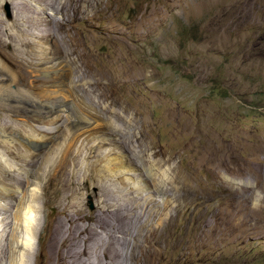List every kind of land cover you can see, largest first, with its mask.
Returning <instances> with one entry per match:
<instances>
[{"label": "rangeland", "instance_id": "obj_1", "mask_svg": "<svg viewBox=\"0 0 264 264\" xmlns=\"http://www.w3.org/2000/svg\"><path fill=\"white\" fill-rule=\"evenodd\" d=\"M22 1L31 10L35 8L32 0ZM60 1L48 0L55 7L47 12L60 25L54 30L63 38L66 52L78 57L88 70L71 65L72 90L52 91L72 97L76 110L97 121L102 131L97 138H70L67 143L64 138L69 137L70 116L61 108L42 122L1 110V141L12 137L11 145L24 148V153L10 155L0 146V164L5 171L10 168L6 178L13 176L9 188L20 195L30 186L36 187L40 195L35 213L40 229L32 251H36L39 233L55 216L60 200L66 202L53 198L54 202L46 204L42 198L46 180L37 174H48L52 164L69 150L70 159L79 166L82 190L74 199L84 203L87 213L106 203L135 220L153 207V199L163 202L170 198L172 208L166 214H171L172 221L156 245V260L149 264H264V0H101L106 11L101 14L97 13L98 2L92 1L83 4L85 14L77 24H71L72 19L66 24L68 17L55 15L53 9ZM0 6V18L9 23L20 12L10 2L3 1ZM31 10L28 21L35 17ZM153 15L154 20L150 19ZM63 56L62 61L68 60ZM46 58L43 62L49 63L45 66H39L40 59L34 60L33 69L53 66L55 59ZM1 78L6 75L1 73ZM31 93L42 100L54 95L43 87ZM57 126L61 130L56 144L48 148L52 136L38 129ZM31 153L39 155L34 168L27 164L32 159L24 157ZM107 161H120L121 178L128 180L125 188L103 182L106 190L92 179L85 186L83 176L91 175L90 166ZM154 164L158 165L156 179L146 173ZM167 173L173 183L164 186L168 190L157 191L159 177ZM22 201V195L10 193L0 199L4 245L16 228L14 215ZM157 214L158 210L154 216ZM134 225L131 223L133 232L139 228ZM118 227L116 234L112 232L115 248L129 239ZM101 235V241L107 239L106 234ZM95 259L91 263L105 264ZM3 261L0 264H9Z\"/></svg>", "mask_w": 264, "mask_h": 264}, {"label": "bare ground", "instance_id": "obj_2", "mask_svg": "<svg viewBox=\"0 0 264 264\" xmlns=\"http://www.w3.org/2000/svg\"><path fill=\"white\" fill-rule=\"evenodd\" d=\"M3 1L10 2L12 5H14L13 9L19 10L20 12H17L15 14V19L12 23L6 22L3 18H0V74L4 73L6 75L5 79H0V119H4V116L1 114V110H9L14 112L15 114H21L22 116H24V118H27L29 120L42 122L45 117L50 116L55 110L61 108L62 110L66 111L70 116L69 137L68 139L67 136L64 138L65 142L68 143L70 138L71 141L72 139L76 138L80 140L84 137L86 140L88 138L91 139L93 137L97 138L98 136H100L102 130L99 131V128H101V125L97 121H92L93 119L91 120L90 117H88L83 112H78L76 110V102L75 100L71 99L72 97L69 98V96H64L62 95L63 93L61 95H59L60 93L55 94L52 91L55 88H60L63 91H66L65 88H67V91L69 89L72 90L71 88L73 87L71 81L73 79L71 80L70 78L71 81H69L68 77V73L72 72V70L74 69L72 68L71 70V65H77V70L84 71V69H87V66L83 64L84 62L81 63L80 60H76L78 59V57L74 59L72 58L73 53H69L70 51L66 52V49L63 45L65 42L62 43L63 38L61 40L59 33L54 30L55 27L59 28L60 25L47 12L49 8L55 7L54 4H48V0H32V2H34L35 4V8L31 10L29 6L26 5V2H23L22 0H0V3ZM92 1L98 2V6L96 5L99 8L97 12L98 14L106 12L104 11L105 9H102L101 7V0H62V2L60 1V6L57 9H53V11L55 15L57 14L66 18L68 17L67 21L63 19L66 24H68V21H71V19V24H77L79 17L85 14L83 10L85 9L84 6L86 5L83 6V4H90L92 3ZM190 1L191 0H181L182 3H190ZM167 2L169 1L167 0ZM197 2L199 3L200 1ZM90 6L94 7V5ZM152 8H154V6ZM30 10L31 13L35 15V17L32 15L33 17H31V20L28 21L29 19L27 17V13L30 12ZM111 15L109 17H111ZM153 18L154 15L150 16V19ZM28 23H31L33 27H26L25 24ZM65 26L66 25H64V27ZM3 27H6L7 30L4 31ZM61 33H63L62 30ZM107 36H109V34ZM47 55H50L53 57V59H55L54 65L49 68L36 67L33 69L34 60L40 59L42 63L39 66H45L46 60L45 62H43V59L44 56L45 59H47ZM63 55H65L68 60L62 61ZM75 55L77 56L79 54L76 53ZM87 72L88 71H86V73ZM37 87L47 88L49 92L54 94H51V100H42V98L33 97L32 95L34 94L31 93V90L36 89ZM60 116H62V114ZM63 116L65 118L67 117L65 114ZM114 127L115 125H112V128ZM38 130L39 132L41 131L49 136H52V138L50 139L51 141L48 142L49 148L50 146L53 147L56 144L54 140L59 130H61V127L57 126L54 128L47 129L40 128ZM107 130L108 129H106V131ZM6 135L8 134L6 133ZM5 138L6 139H3L2 141L0 139V146L3 149L7 150L10 155H17V153L21 151L24 153V148L21 147V144L15 143V145L13 146L10 144V142L11 140L14 141V139L8 136H5ZM70 153L71 152L69 150L65 151V153L63 152L61 159L52 164L48 174L46 172L37 174L39 179L43 178L46 180L45 182H43L44 185L42 187V198L44 199L46 204L54 202L53 198L59 200L61 198L64 200V202H66L62 203L60 200L59 207L56 210L55 216L51 218L48 223H46L44 228L42 227L39 233V240L36 251L32 250L34 236L40 229L36 224L37 216L35 214L38 210L37 203L40 199V195L36 187L32 188L30 186L26 192L20 194L22 195V199L24 202L22 201L23 204L21 202V205L18 206V209L16 211V215H14V218L17 223L15 224L16 228L13 229L11 236H9L10 240H7L8 245H4V236L3 233H0V260L8 261L9 264H32V262L33 264H93L91 263V260L94 256H96L98 262H103L105 264H122L121 262H125V264H149L151 261H155V248L156 250H159L158 246L156 247V245L161 239L162 234L167 233L163 231L169 229L168 226L172 221V217L170 216L171 214H166V210L172 208V202L170 198L168 197L167 199H164L163 202H160L161 200L158 199L157 201H153V199L151 202L153 204L154 211L152 207L151 209H148V212L144 213L142 216H138V218L135 220L132 219V216V220H130V217L124 215V213L122 214V211L120 212L119 209L114 210L111 206H109L110 204L107 205L106 203L104 206L103 203H99L95 210L90 213H87V211L82 205L83 202L79 201V203L76 200L80 199H74L75 197H77L76 195H78V191L81 190V184L79 182L80 171H78L79 169H76L77 167L79 168V166L76 164V161L72 160L73 158L70 159ZM20 156H23V154H21ZM38 156L39 155L35 153H31L27 156L24 154V157H30L32 159L31 161H29L30 163L27 164H30V166H32L33 168L36 167L38 164L37 160H35V158ZM17 160L20 161V159ZM21 160H23L22 157ZM118 162L120 163V161ZM118 162H115L113 164V162L111 163L107 161V164H101L93 168L92 166H90L91 168L88 167L90 169L89 171L91 172V175L83 176L85 181L84 185L89 186V181L92 179L95 180V184L99 188L103 187V182L113 183L112 185L120 184L122 185L121 187L124 186L125 188L127 184L125 183L126 179L123 180V178H121V174H123L124 171L118 170V166L121 167ZM2 165L3 164H0V173L3 174V176L1 175V177L4 178V180L1 181L2 190L0 196L3 197V195H6V193H10L11 196H20L19 193L9 188L10 184L8 182L13 181V176H10V178L7 179L6 176L10 168L6 166L9 169L6 168L8 170L5 171V166ZM1 170H3V172ZM157 170V164L151 165L150 168L147 169V176L154 179L157 175ZM159 178L161 186H157V191H162L165 189L164 186L166 184L173 183V179L170 175H168V173ZM154 185L156 186V184ZM111 187L112 186H110V188ZM131 189V192H133L134 188ZM165 190H168V187H166ZM2 191L5 193H2ZM50 196L52 197V199H50ZM157 210L159 211V214H157L155 217L154 214ZM160 210L163 211V213L161 212L162 214L160 213ZM147 213L148 215L145 216ZM143 216L145 217V219L143 218ZM131 223H134L139 227L134 232L132 229L133 225L131 226ZM116 225L120 226L127 238H129L128 241L125 242V244L123 243L124 245L121 248H117V246L115 248L113 243L115 238L113 235L117 233H115V230L118 227H116ZM137 226L134 225V227ZM112 232L114 233L113 235ZM101 234H106V237L108 239H105L106 242L105 240H100V238H102L100 236H103ZM100 242L101 245H99ZM30 259L31 261H33L30 262ZM161 262L163 261L161 260Z\"/></svg>", "mask_w": 264, "mask_h": 264}]
</instances>
